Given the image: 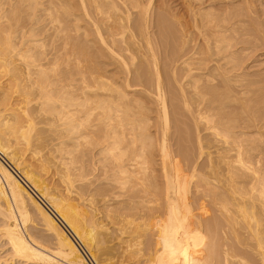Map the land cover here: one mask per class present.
I'll use <instances>...</instances> for the list:
<instances>
[{"label":"bare ground","instance_id":"obj_1","mask_svg":"<svg viewBox=\"0 0 264 264\" xmlns=\"http://www.w3.org/2000/svg\"><path fill=\"white\" fill-rule=\"evenodd\" d=\"M32 1L16 0L18 5L13 11L11 8L10 13L2 12L0 8V153L14 166V169L19 170L20 173L23 172L24 178L39 192L62 222L70 228L76 240L81 241L88 237L93 249L94 243L98 246L106 243L107 235L112 232L104 229L101 217L100 219L98 217L96 211L98 209L95 208V200L90 189L92 187L88 185L78 191L74 188L73 175L75 173L71 175V165L73 161L74 171H83V165L79 164L80 155L83 158L85 154L83 153L84 148L89 149L93 145L98 150L97 152L91 151L94 157L108 154L100 159L101 164L98 163L101 165L103 175L107 174L108 180L112 182L115 189L136 195L140 199L139 202L147 201L151 196L150 191L158 188L155 182L154 188L153 183L150 182L155 173L152 171V162L149 158L154 148L153 142L158 136L149 133L151 119L142 112L143 104L139 106V119L132 118L135 116L132 114L126 122L120 121L114 125L112 122L113 108L109 107L107 112L98 115L97 123H92L96 110L105 103H117L119 110L122 109V104L127 106L122 101L123 98H127L124 88L111 84L108 77L99 69L100 67L92 63L93 58L107 57L122 67L121 73L127 87H130L132 82H140L141 79L148 81L147 84L150 88L152 87L153 91H151L155 92L156 100L161 106L163 119L159 131L161 136L157 141L160 142L159 151L163 158L165 172L163 174L164 202L158 203L156 199L157 203L152 207H150L151 204L137 203L136 210L139 211L141 222H143L142 218L145 219V227H136V225L134 227L132 226L135 223L134 220L131 222L125 220L127 221L125 228L121 230L118 228L122 234L141 232L146 236H154L152 240L154 248L150 251L153 246L149 247L150 253L146 254L147 257L143 249H138L137 253L134 252L138 258L137 261L144 256L148 264H167L173 259H176L178 264H264V117L259 119L256 116L248 117L247 121L253 124L235 125L239 121V115L220 111L217 113L216 110L225 106V102L218 103L219 105L216 106L217 102L208 97L209 92L200 90L198 85L200 78L197 79L193 75L201 69L205 71L208 69L213 75V72L223 67V71L219 69L222 71L219 75L226 80L225 77L232 68L242 67L241 63L237 64L239 60L235 64L236 59L231 52L229 54V50L234 46V39L227 34L230 32L231 22L234 25L231 29L236 30L237 22L234 24V18L229 20V28L224 19L222 22H218L215 17L209 19L211 13L207 11L211 8L206 9V5L210 0H186L188 2H186L187 11L190 12L189 15L191 14L193 20L189 26L191 30L185 33L187 27L178 19L179 24L177 25L182 35L184 34L183 39L191 36L190 34L193 36L194 33L198 41L188 50H184L182 45L172 55L166 54L171 55L170 75L175 85L179 86L186 106L189 107V99L194 100L192 118L196 126L200 157H203L205 149H208L206 164L192 165L191 179L196 177L197 180L194 178L196 181L194 185H191L190 178L186 179L187 176L182 174L181 177L176 175L178 165L176 166L174 159L171 158L172 149L169 142L172 136L169 134V129L172 113L169 110V95L174 93L173 88L175 87L172 88L165 83L164 75L167 71L165 72L160 65L154 40L150 36L148 16L152 10L153 0H149L146 4L139 0H63L58 6L62 7L64 14L67 15V25L62 30L64 50L63 54L58 53L54 58L53 54L46 50L44 43L36 41V28L32 27L34 25L28 26V22L22 17L21 13L31 8ZM171 1L173 0H168L169 3ZM54 8L56 10L57 6ZM75 10L82 11L83 15L78 12L74 13ZM167 11L161 14L157 25L165 36L172 31L166 16ZM47 12L53 23H58L59 17L53 18L54 15L50 9ZM134 13H137L135 19L133 18ZM85 19L87 22L85 24L89 28L81 24ZM62 24H58L60 28ZM73 31L76 33L74 38ZM141 36L145 37V41L141 39ZM60 59L67 63L74 61L76 72L58 67ZM212 63L217 64L212 65ZM224 66H230L231 70L229 68L227 72ZM149 67H153V70ZM75 75H79V78ZM150 77L151 82L148 80ZM188 78L190 80L186 84L189 88L184 83ZM78 80L82 83L77 87L75 82ZM226 89V96H229L232 89L229 85ZM113 93H116V97ZM126 112L129 111L126 109ZM118 114L120 113L117 111ZM100 126L105 129H98ZM239 127L240 129L235 131ZM252 129H255L254 132L251 131ZM202 131L207 134L204 135ZM47 133L49 135L53 133L54 139L59 140L58 145L54 147L58 148L61 155H64L60 171L57 169L58 175H65L64 182L67 183V187L64 194L49 187L40 174L47 172L49 159H39L40 173L36 167L33 169L27 165L28 161L24 159L28 152L34 158L39 155ZM257 133L262 139L259 142L252 138L251 140L242 138L244 135ZM39 156L41 157V153ZM199 169L201 172L197 174ZM109 171L111 173L108 174ZM15 174L0 159V221L2 222L0 238L8 244L11 250L10 257H12L9 262V258L2 260L0 257V262L4 261L7 264L10 261L11 264H16L17 261L20 262L19 264H88L81 249L77 247V244H73L74 236L72 237L65 231L64 226L62 227L42 202L37 200L38 197L32 196L34 193L31 194ZM80 175L81 173L76 176L80 177ZM184 180L187 184L191 222L182 221L176 211L177 183ZM128 184L131 185L129 189ZM201 200L205 203L202 204ZM83 202L86 203L84 206L89 209L83 206ZM147 202L149 203L150 200ZM133 203L129 204L132 206ZM125 204L128 205V202L126 201ZM133 207L129 209L132 210ZM34 211L38 212L44 220L46 229L58 239V246L52 249V253L32 234H29V230L27 231L26 225L33 217ZM116 214L117 212L115 216ZM123 216L124 214L122 219L126 218ZM155 218H159L160 221L154 222ZM205 231L214 237L210 243L207 241L209 244L205 241L208 237L207 234L204 235ZM135 238L133 237V240ZM193 244H195V253H191ZM123 245L126 244L123 243ZM132 247H129L130 251L134 250ZM124 251L128 249L125 248ZM123 260L121 261L124 262ZM131 261L133 262V259ZM122 262L121 264H125Z\"/></svg>","mask_w":264,"mask_h":264},{"label":"rangeland","instance_id":"obj_2","mask_svg":"<svg viewBox=\"0 0 264 264\" xmlns=\"http://www.w3.org/2000/svg\"><path fill=\"white\" fill-rule=\"evenodd\" d=\"M139 1L146 4L149 0H139ZM173 1H171V3H169L168 0H153L152 10L148 16V22L150 23L149 32H150V36H152L151 37L152 40H154L156 50H157V54L159 56L160 65H161L162 69H164L165 72L167 71V73H165V75H164L165 76L164 77L165 83L170 85L172 88L173 87L176 88V89L173 88L174 93H171L169 95V110L172 113L171 120H170L171 126L169 129L170 130L169 134L172 136L171 140L169 142L171 145V149H172L171 158L174 159V160L173 159L172 160L174 161V163H176V166L178 165L176 175L178 177H181V174H182L185 177L187 176L186 179H188V178L191 179L192 172H193L192 165L194 166L195 163H197L198 166H202V165L206 164L207 150L208 149L207 150L205 149V151H206L205 155L203 154L202 155L203 157H200V154H199L200 148L198 147L199 144L197 142L196 126H195V122L192 118L193 117L192 111L194 110V106H195V104H193L194 100L189 99V107L186 106V104L182 98L181 92L179 91V88H178L179 86L175 85V83H174V81L170 75L169 59H170V56L172 55V53L177 51L182 45L184 46L183 47L184 50H188V49L192 48L196 44V41H198V39H197L198 37L195 36V34L193 33V36H192V34H190L191 36H189L188 38L185 37V39H183L184 34L182 35V32L178 28V25H177V24H179L178 20H180V22H184L183 23V24H185L184 26L187 27V30H185V33H187L188 30L189 31L191 30V28L189 26H191L190 24H192V21H193L192 16H191V14L189 15L190 12L187 11L188 7L186 4V2H187L186 0L185 1L184 0H173ZM3 2L5 3V5ZM62 2H63V0H60V3H59V0L58 1L57 0H33L31 8L28 9V11L26 10L27 13L25 12V10L21 13L22 17L25 19V21L28 22V26L30 24H32V25H34L32 27L36 28L35 29V33H36L35 37L37 38L36 41L37 42L39 41L38 43H44L46 46L45 47L46 50L53 54V58H54V56L58 55V53L63 54V50H64V37L62 34L63 33L62 30L65 28L64 26L67 25V15L64 14L62 7H59ZM212 2H213V4H210ZM17 5L18 4H17L16 0H13V1L12 0L11 1L10 0H5V1L0 0V8L2 9L1 11L5 12V13L12 12L17 7ZM55 6H57L56 10L54 8ZM11 8H12V11H11ZM208 8L209 9L211 8L210 11L209 10L207 11L208 13L209 12L211 13V14H209L210 15L209 19L211 17H215V19L218 22L219 21L222 22V19H224V20H226L227 24L228 23L230 24L229 20H233V18H234V21H233L234 24L237 22L236 27H235L236 30L231 29L234 27L232 22L230 25L231 28H230L229 24L227 25L230 28V30H229L230 32L229 31H228L229 33L227 32L228 33L227 36L234 39V42H233L234 46L232 49L229 50V54L231 52V55L236 59L235 64L239 60V62L237 64L241 63L242 67H239L237 69L232 68V70H233L232 71L230 66L229 67L224 66L227 68L225 70H228L229 68H230L229 70H231L230 72H229V70L227 71V72H229V74L227 73V77L223 76L226 78L227 81L224 78L220 77V75H219L224 70L223 67L219 68L221 70L223 68L222 71L220 70L221 72L219 71V69H217L216 72H213V75L210 74V70H208V69L206 71H205V69H201V71L198 70V71L194 72L193 75L197 79L200 78L198 81V85H199L200 90L203 92H209L210 96H208V97L217 102L216 106L218 103L225 102V106L221 107L220 109L218 108L216 110L217 113L220 111L222 113H230V114L232 113V115H236V114L239 115L238 116L239 121L235 123V125H237V126H241V125H243V123H244V125L253 124V123H250L249 121H247L248 117L254 118V116H256V118H258V119L260 117H264V0H210V2L206 5V9H208ZM249 8H251V9L249 10ZM49 9H50V12L54 15L53 18L59 17L58 23H56V22L53 23V20L50 17V14H48V12H47V11H49ZM166 9L169 11H167ZM3 10H6V11H3ZM58 11H59V13H58ZM165 11H167L166 16L169 19V26H170V29L172 30L166 36L163 35L161 28L159 26H157L159 24V18L161 16V14H163ZM75 12L76 13L78 12V13L83 15V12L80 10H77V11L75 10L74 13ZM56 14H58V15L56 16ZM30 15L32 16V18ZM211 15H214V16H211ZM26 16H29V17H26ZM133 16H134L133 17L134 19L137 18V13H134ZM211 19H213V18H211ZM29 20L31 22H29ZM224 20H223V23H224ZM62 22H63V24H62ZM59 23L62 24L61 25L62 28L59 27V25H58ZM85 23H87L86 19L81 22L83 27L88 26ZM175 26L177 27L176 29H175ZM88 28H89V26H88ZM56 32H57V34H56ZM188 33H190V32H188ZM72 35L74 38L76 33L73 31ZM35 37H34V39H36ZM141 37L140 38L142 40L144 39V41H145V37L144 36H141ZM184 40L187 41L186 44H185L186 41H184ZM182 42H184V43H182ZM90 44H92V43H90ZM255 48H256V50H255ZM166 54H171V55L170 56L168 55L169 56V58H168V56ZM92 63L96 67H98V68L100 67L99 69L101 71H103V73L106 77H108L111 84H113L114 86H122L126 92L125 94L127 95V98H123L124 100H122L123 102L126 103L127 106L122 104V109L119 110L117 105H116L117 103H105V105H101V107L98 110H96L94 116L92 117V123H97L96 118L98 117V115L107 112L109 107L113 108L114 116H113L112 122L114 125H116L120 121L126 122L128 118L132 117V114H135V116H133L132 118L139 119L140 118V116L138 114L140 112L139 106L143 104L144 110H142V112L149 119H151L149 121V123H150L149 133L152 134L153 136H156V134H157V136H158V137L156 136L157 139L158 138L160 139L161 132H159V131L161 130V126H162V122H163V119L161 117V106L159 105V103L156 100L155 92H152L153 91L152 87L150 88V85L147 84L148 81H145V79L144 80L141 79V80H139L140 82H138V81L132 82L130 87H127L125 84V78L123 77V75L121 73L123 69L114 60L109 59L107 57H98V58H93ZM224 63H225V61H224ZM224 63H222V64L225 65ZM215 64H217V63H214V64L212 63V65H215ZM179 65L182 67L181 64H179ZM58 67H60L61 69H65V70L69 69V70H71V72L72 71L76 72V70H77L75 67L74 61H72L71 63H67L66 61L63 62V59L59 60ZM200 67H204V66H200ZM150 69L153 70V67H151ZM208 71H209V73H208ZM78 76L79 75H75V77L79 78ZM222 79H223V81H222ZM148 80H150L149 82H151V80H152L151 77H150V79L148 78ZM188 80H190V78H188L184 82L185 86L187 88H189L188 85L186 84V82ZM213 80H215L216 82ZM220 80L223 82V84H222V82H220ZM78 81L75 82L77 84V87L80 86L82 83L81 80L79 82ZM225 83H226V85H225ZM148 85H149V87H148ZM227 85H229L230 88L232 89L231 94L229 96L227 95L228 97L226 96V93H227L226 86ZM190 90H192V88ZM212 92H214V93H212ZM191 93H192V91H191ZM113 95H114V97H116V93H113ZM211 96H213V97H211ZM126 109L129 112H126ZM117 111L120 114L117 115ZM244 111H245V113H244ZM39 127H42V125L41 126L39 125ZM98 129L103 130L105 128L103 126H100ZM239 129H240V127L235 129V131H238ZM254 130L255 129H252L251 131L254 132ZM202 133L204 135L207 134V132L205 133L203 131H202ZM54 138H55V136L53 133H50V135H49V133H47L46 141H45V143L43 142L44 145L41 146V149L39 150L41 153V157L39 156L40 155V153H39V155L38 156L36 155V158H34V156L28 152V155L26 153V155L24 156V159H25V161L26 160L28 161V162H26L27 165H30L31 168H33V169H35L34 167H36V170L40 169L39 168V162H38L40 158H42L40 160H44V159L46 160V158H47V160L49 159L48 160L49 164L47 165V168H48L47 172L43 173L39 170H38V172L39 173L41 172L40 174L43 177V180L46 182V184L49 185V187H51L54 190H57L59 193L64 194V192H65L64 190L67 187V185H66L67 183L64 182L65 175H63V174L58 175V173L60 171V167H61L60 166L61 161H63L64 155H61V152H59L57 150L58 148L54 147V146H57L59 143V140L54 139ZM242 138H244V139L247 138L250 140H251V138L253 140L256 139L257 142L262 140L258 133L257 134H249V136L244 135ZM157 139L153 142L154 148H153L152 153H151L152 155H150L149 158H150V162H152L151 163L152 164L151 165L152 171L155 173L154 177L152 178V180L150 182H151V184L153 183V188H154V182L158 188L157 189L154 188V190L150 191L151 193H149V195H151V196L148 195L149 198L147 199V201L150 200L149 203L147 201H145L144 203H142L141 201L139 202L140 199H138V197H136V195L133 196L134 194L131 195L129 192L123 193L120 191V189L117 190V188L115 189V187H113L112 182L110 180H108L109 178H108L107 174L103 175V171H101V169H100L101 168V165H100L101 163L99 162L100 159L103 157L105 158V155H108V154H100L99 155L100 157L99 156L94 157L93 153H91V151L93 150L94 152H97L98 150L95 149L93 147V145H92V147L90 146L89 149L84 148L85 152H83V153H85V154H84L83 158L80 155V164L79 165L80 166L83 165V167H84L82 172H79V171L75 172L74 171L75 170V164L72 161L70 173H71V175L73 173H75V175H73V181L75 180L73 182L74 188L78 191L81 188H84L88 185H89V187H92L90 189L93 193V198L95 200V204H94L96 206L95 208L98 209V210H96L98 217H99V219L101 217L100 220L104 224L103 226H105L104 229L105 230L108 229V231H112V232H109L111 234L107 235V238H106L107 242L106 243L102 244L101 246H98V245H96V243H94L93 249L91 247L92 246L91 240L88 237H86L85 239H83L81 241H79L78 239L76 240V238H75L74 234H72L73 232L70 230V228L64 222H62L60 217L56 213H54V211H52L51 207L48 206L47 202L45 201L44 198H42V196L39 194V192H37L33 188V186L24 178V176L22 175L23 172L20 173L19 170L14 169V166L1 153H0V159L5 165H7V167H9V169L14 174L16 173L15 175L19 178L20 181H22V183L26 187V189L27 190L29 189L30 190L29 192H31V194L34 193V194H32V196H34V197L36 196L35 198L38 197L37 200L39 202H42V204L47 208V210L49 212L52 213V215L58 220L59 224L62 227L64 226L63 228L65 229V231H67V233H69L72 237L74 236L73 238L75 239V241L73 244H77V247H79L81 249L82 254L85 257L88 264H121V262H122L121 260H123V259L125 261L123 260L124 262H122V263H125V264H132V263L133 264H138V263L139 264H144V263L148 264L147 258L145 259V257H147L146 254H149L150 251H152V249L154 248V243L152 241V240H154V236L153 235H147L146 236L141 232H139L141 234H139V233H136V234L126 233L127 234L126 235L125 233L124 234L120 233V230L123 227L125 228V225H127V221H125V220H129V222L134 220V222L136 223L135 224L133 222L134 225H132V226H134V227H135V225H136V227H138V226L145 227L144 226L145 225V223H144L145 219L142 218L143 222H141V218L139 217L140 215H138L139 211L136 210V207L138 206V204H144V205L145 204L146 205L151 204L150 207H152L153 204L156 205L157 201H158V203L164 202V199H165V194H164L165 180L163 178V176H164L163 174L165 172H164L163 158H162V155L159 151L160 150V142H159V140L157 141ZM51 140L54 142H52ZM48 141H50L52 144ZM54 143H56V145ZM50 145H52V146H50ZM157 147H159V148H157ZM90 148H92V149H90ZM86 149H88V150H86ZM52 150H54V151H52ZM58 152H59V154H58ZM47 154H48V156L50 155L51 157L48 158ZM87 154L89 156H87ZM30 156H32L33 158ZM95 159H96V161H95ZM108 159H111V157H108ZM5 160H6V162H4ZM50 160H51V162H50ZM97 160H98V162H97ZM81 162H82V164H81ZM29 163H31V164H29ZM57 163H58V165H57ZM98 163H100V164H98ZM200 172H201V169H199V171H197L196 173L198 174ZM79 173H81L80 177L76 176ZM109 173H111V171H109L108 174ZM194 178H196V177H193L191 179V185H194L195 181L197 180V178H196V180ZM129 186H131V185L130 184L127 185L128 189H129ZM61 188H63V189H61ZM155 189L158 191H156ZM121 193H123L124 196H122L123 194H121ZM126 193L128 195H126ZM129 194L131 195V197ZM106 196H108V197H106ZM132 196L134 197V199ZM75 197L76 196H74V198ZM120 197H121V199H120ZM135 198H137V199H135ZM156 199H158V200L156 201ZM124 201L125 202L127 201L128 205H126ZM201 201H202V204L205 203L204 200H201ZM122 202L124 204H122ZM131 202L132 203L134 202L132 204V206H131V204H129ZM175 202H176V211H177V214L179 215V218L184 222H191L190 206L188 204L189 198H188V193H187L186 180L178 181L177 187H176V192H175ZM82 204L84 206L86 203L83 202ZM195 205L197 206V204H195ZM84 207H86V206H84ZM131 207H133L132 210L129 209ZM86 208L89 209V207H86ZM133 209H134V211H133ZM126 210H128V211H126ZM106 212H108V213H106ZM115 212H117V214H116L117 216H115ZM112 213H114V214H112ZM106 214H108L109 216L108 215L106 216ZM123 214L126 218L122 219L121 217ZM134 215L135 216L137 215L138 217L135 218ZM31 218L29 220V223L26 225V228H28L27 231L29 230L28 231V232H30L29 234H32L41 244H43V246L45 248L47 247L46 249L49 252L52 253V249H56L58 246V239L50 231H48L46 229L45 222L42 219V217L39 216L38 212L34 211L33 217H31ZM152 218H154V217H152ZM136 220H138L137 221L138 223L136 222ZM124 221L126 222L125 224H124ZM158 221H160L159 218L154 219V222H158ZM1 223L2 222L0 221V226H1ZM117 223L120 225L118 226ZM139 223H140V225H138ZM115 226H117V227H115ZM205 232L206 233L204 235L207 234V236H208V237H206L207 240L205 238V241L206 242L208 241L210 243L214 239V237L211 233H209V232L207 233V231H205ZM115 233H116V235L113 236V234H115ZM121 235H122V237H121ZM140 235H142V236H140ZM133 237L137 238V239L136 238L134 239L135 242L133 240ZM142 237L144 239L145 238H147V239L144 240V239H142ZM151 237H152V239H151ZM1 239L2 238H0V257H2V260H6L7 258H9L8 259V262H9V260L12 259V257H10L11 250L9 249L6 241L3 239L1 240ZM118 239H120V240H118ZM127 239H129V241L132 240V242L134 244L133 247H132V245H133L132 242L130 241L131 242V244H130ZM136 242H138V243H136ZM208 242L206 244H209ZM123 243L126 245H123ZM151 243H153V244H151ZM4 244H5V247H4ZM146 244H148V245H146ZM2 245L4 248L2 247ZM151 246H153V247L151 248ZM194 246H195V244H193V246L191 247V253H195ZM129 247L134 248V250L130 251L131 248H129ZM125 248H126V250L128 249V251H124ZM120 249H121V251H120ZM138 249L139 250L143 249V252L146 256L145 257L141 256V258L137 261L138 258L136 257L135 253L138 252ZM149 249H150V251H149ZM123 251L129 252V253L124 254ZM130 252H131V254H130ZM7 255H9V257ZM124 255L127 258H125ZM131 255L132 256L134 255L136 258H134V256L132 257ZM129 258H131V259H129ZM142 258H144V260ZM132 259H133V262L131 261ZM135 259H136L137 263L135 262ZM0 261H1V259H0ZM19 263L20 262H18V261L16 262V264H19ZM1 264H7V263H5L3 261ZM8 264H11V261ZM12 264H15V263H12ZM167 264H178V263L176 262V259H173L171 261H168Z\"/></svg>","mask_w":264,"mask_h":264}]
</instances>
